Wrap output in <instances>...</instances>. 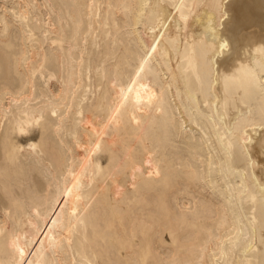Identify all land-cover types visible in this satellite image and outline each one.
Returning <instances> with one entry per match:
<instances>
[{
	"label": "bare ground",
	"instance_id": "1",
	"mask_svg": "<svg viewBox=\"0 0 264 264\" xmlns=\"http://www.w3.org/2000/svg\"><path fill=\"white\" fill-rule=\"evenodd\" d=\"M0 264H264V0H0Z\"/></svg>",
	"mask_w": 264,
	"mask_h": 264
},
{
	"label": "clouds",
	"instance_id": "2",
	"mask_svg": "<svg viewBox=\"0 0 264 264\" xmlns=\"http://www.w3.org/2000/svg\"><path fill=\"white\" fill-rule=\"evenodd\" d=\"M21 134L22 135H28L29 133L28 132H22Z\"/></svg>",
	"mask_w": 264,
	"mask_h": 264
}]
</instances>
